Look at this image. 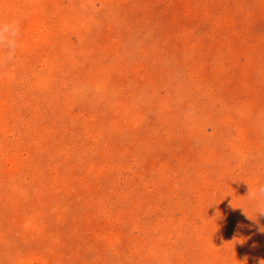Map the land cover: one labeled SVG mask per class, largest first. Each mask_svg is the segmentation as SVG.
I'll return each instance as SVG.
<instances>
[{
	"label": "rangeland",
	"instance_id": "rangeland-1",
	"mask_svg": "<svg viewBox=\"0 0 264 264\" xmlns=\"http://www.w3.org/2000/svg\"><path fill=\"white\" fill-rule=\"evenodd\" d=\"M0 264H264V0H0Z\"/></svg>",
	"mask_w": 264,
	"mask_h": 264
},
{
	"label": "clouds",
	"instance_id": "clouds-1",
	"mask_svg": "<svg viewBox=\"0 0 264 264\" xmlns=\"http://www.w3.org/2000/svg\"><path fill=\"white\" fill-rule=\"evenodd\" d=\"M20 38L21 26L17 20H0V65H5L14 58ZM259 192L264 194V187H261ZM259 213H264V211Z\"/></svg>",
	"mask_w": 264,
	"mask_h": 264
}]
</instances>
